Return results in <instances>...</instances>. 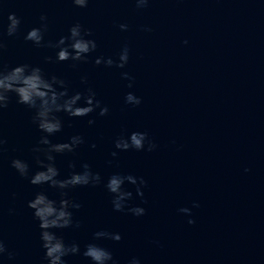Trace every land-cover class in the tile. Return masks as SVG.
Returning <instances> with one entry per match:
<instances>
[{
	"label": "water",
	"instance_id": "water-1",
	"mask_svg": "<svg viewBox=\"0 0 264 264\" xmlns=\"http://www.w3.org/2000/svg\"><path fill=\"white\" fill-rule=\"evenodd\" d=\"M9 12L20 26L16 36L3 37L0 65L39 64L65 78L70 92L91 88L109 109L103 117L61 114L65 126L53 142L74 134L85 141L57 156L61 175L68 161L76 170L87 162L104 179L119 171L146 181L143 203L134 189L130 201L145 208L139 217L113 211L103 184L68 189L66 198L81 204L74 213L81 227L58 233L66 243L83 246L104 229L121 235L119 242L101 241L118 264L132 257L141 264H264V0H149L141 8L134 0H89L86 8L71 0H7L0 10L5 23ZM41 14L46 41L79 22L96 40V52L75 68L55 62L53 49L23 39ZM124 46V68L94 63L101 55L115 59ZM45 55L53 62L44 63ZM122 72L132 78L131 88ZM127 92L141 103L126 105ZM131 131L146 132L156 148L112 157L113 141ZM38 136L31 112L13 96L0 112V239L13 254L6 264H46L27 208L37 189L10 167L14 157L32 163ZM182 207L190 216L178 211ZM67 260L87 264L78 255Z\"/></svg>",
	"mask_w": 264,
	"mask_h": 264
},
{
	"label": "clouds",
	"instance_id": "clouds-1",
	"mask_svg": "<svg viewBox=\"0 0 264 264\" xmlns=\"http://www.w3.org/2000/svg\"><path fill=\"white\" fill-rule=\"evenodd\" d=\"M6 2L7 0H0V10L6 6ZM134 2L137 8H141L146 6L149 0H134ZM71 3L77 8H86L89 0H71ZM39 21V26L27 30L23 39L37 48L53 49L55 62L70 61V66L75 68L80 63H86L96 52V40L92 38L90 30L84 28L81 23L71 24L66 35H60L55 42H52L45 40L48 30L47 17L41 14ZM19 26L20 18L15 12L7 14L6 23L0 17V51L5 47L3 37L16 36ZM119 28L122 31L126 30L127 25L120 24ZM128 59L129 51L127 46H124L115 59L101 55L95 57L94 63L109 68L113 66L124 68ZM43 62H53V57L45 55ZM121 77L129 81L127 86L131 88L132 78L128 73L122 72ZM80 82L86 85V76L82 75ZM13 96L17 104L24 105L31 112V124L39 133L30 149L32 163L22 157H14L10 161V167L20 178L37 189L31 199L27 200V208L32 211V219L39 230L38 238L44 261L46 264H68V257L78 255L84 258L87 264H118L112 252L101 243L104 240L119 242L121 235L118 232L104 229L94 231L91 239L83 246L77 242L66 243L58 234L61 230L81 227L80 221L74 218V213L81 208V204L66 198L67 190L94 188L103 184L105 191L111 197L113 211H126L139 217L144 215L145 208L131 205L130 201L133 199L134 189L136 197H140L143 203L142 189L146 186V181L143 177L119 171L112 172L104 179L99 172L93 171L89 163L81 162L79 170H76V165L72 161L67 162L69 171L62 176L60 168L57 167V156L74 152L85 142L84 137L74 134L56 142L51 139L63 131L65 122L61 114L69 118H83L96 113L103 117L107 115L108 107L96 98V93L91 88L85 87L83 92L77 90L70 92L65 78L46 73L39 64L27 62L11 66L0 65V112L8 107ZM124 103L135 107L141 103V99L134 93L127 92ZM94 123V119L88 120L89 125ZM4 143V139L0 137V146ZM113 146L115 150L110 153L112 157H116L119 151L131 149L151 152L156 148L148 134L143 131L121 134L113 141ZM91 147L95 148V144ZM108 163L110 164L111 161ZM128 185L132 188L127 187ZM50 193L57 195L54 197ZM193 207L198 205L193 202ZM178 211L189 216L191 213V209L187 207H182ZM9 212H12V209H9ZM187 222L192 224L194 221L189 218ZM6 258L7 261H11L13 254L7 251L4 241L0 239V264H6ZM127 264H141V261L132 257Z\"/></svg>",
	"mask_w": 264,
	"mask_h": 264
}]
</instances>
